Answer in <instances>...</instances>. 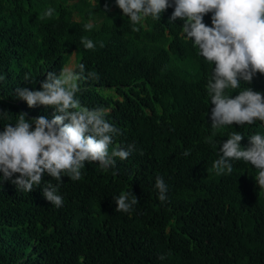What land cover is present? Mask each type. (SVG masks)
I'll return each instance as SVG.
<instances>
[{
  "label": "trees",
  "instance_id": "1",
  "mask_svg": "<svg viewBox=\"0 0 264 264\" xmlns=\"http://www.w3.org/2000/svg\"><path fill=\"white\" fill-rule=\"evenodd\" d=\"M48 7L52 17L41 19ZM172 11L134 31L115 0H0V110L7 112L0 131L21 112L52 118L51 107L29 108L15 89L40 90L46 73L58 74L73 53V70L83 63L86 75L97 74L80 81L77 99L109 109L106 119L121 130L114 144L137 149L107 171L85 162L81 180L61 177L60 208L42 195L44 182L57 183L46 173L29 193L0 182V264H264L256 170L243 161L231 174L212 170L232 132L246 148L264 123L211 128L206 85L214 65L185 39L183 21H168ZM81 37L95 48L85 49ZM247 87L264 93V75L229 95ZM157 176L168 185L164 203ZM124 191L139 199L131 214L115 211L113 198Z\"/></svg>",
  "mask_w": 264,
  "mask_h": 264
},
{
  "label": "clouds",
  "instance_id": "2",
  "mask_svg": "<svg viewBox=\"0 0 264 264\" xmlns=\"http://www.w3.org/2000/svg\"><path fill=\"white\" fill-rule=\"evenodd\" d=\"M115 5L134 31L149 17L160 20L168 8L173 9L168 21H183L185 39L214 65L206 85L212 105V129L264 123V93L247 87L235 96L229 95L230 90L240 88L242 81L250 85L257 73L264 75V0H115ZM54 11L48 7L41 19L52 17ZM207 14H211L210 26L204 22ZM93 27L92 22L84 25L87 31ZM81 43L87 50L95 48L87 37H81ZM78 67L79 71L64 68L58 74L47 72L40 90L17 87L18 99L29 108L51 107L52 118L41 115L26 119L28 114L21 112L14 125L7 124L0 131V182L10 181L17 191L29 193L42 185L46 173L57 183L44 182L42 195L56 208L63 205V197L58 194L61 177L79 181L85 162L96 163L107 171L116 164V158L125 160L137 151L135 144H114L121 130L106 119L109 109L81 105L77 99V93L82 91L80 81L97 74L86 75L83 63ZM6 113L0 110V116ZM243 139L241 133L232 132L219 147L212 170L216 175L231 174L233 162L243 161L256 170V184L264 189V134L249 136L246 148L241 147ZM182 155L186 157L190 152L185 150ZM14 174H18L15 179ZM155 188L158 199L166 202L168 185L163 177H156ZM113 201L115 211L125 214H131L139 204L132 191L121 192Z\"/></svg>",
  "mask_w": 264,
  "mask_h": 264
},
{
  "label": "rangeland",
  "instance_id": "3",
  "mask_svg": "<svg viewBox=\"0 0 264 264\" xmlns=\"http://www.w3.org/2000/svg\"><path fill=\"white\" fill-rule=\"evenodd\" d=\"M73 58H74L73 53H71V55H70L69 58H68L67 63H66L65 66L63 67V69H64V68H71V69H73V63H74Z\"/></svg>",
  "mask_w": 264,
  "mask_h": 264
}]
</instances>
